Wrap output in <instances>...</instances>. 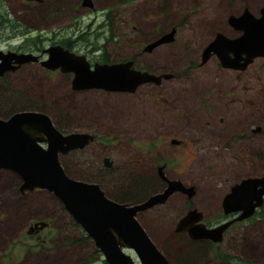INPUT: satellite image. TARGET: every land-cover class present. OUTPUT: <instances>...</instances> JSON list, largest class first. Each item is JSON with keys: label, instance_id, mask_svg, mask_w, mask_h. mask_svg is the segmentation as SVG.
<instances>
[{"label": "rangeland", "instance_id": "rangeland-1", "mask_svg": "<svg viewBox=\"0 0 264 264\" xmlns=\"http://www.w3.org/2000/svg\"><path fill=\"white\" fill-rule=\"evenodd\" d=\"M90 2L91 7L81 6V0L26 4L23 22L32 25L30 35H46L51 42L66 36L69 50L89 63L103 55L108 62L131 60L136 69L172 77L141 84L132 93L72 91L69 74L31 69L22 82L3 86L0 81V118L25 106L45 112L65 132L95 135L88 146L59 159L68 177L96 183L112 200L135 197L124 202L130 204L161 191L159 169L165 178L192 187L190 197L176 191L136 214L170 264H264V197L255 213L230 224L218 243H191L173 232L177 219L192 208L206 226L223 221L220 201L229 187L264 175L262 59L239 73L219 68L214 57L200 64L201 50L215 32L238 33L226 17L243 8L257 15L264 0ZM170 29L171 42L142 50ZM104 156L112 161L109 169L101 165ZM19 182L14 173L0 170V264H101L92 240L56 198L38 189L20 193ZM39 221L43 228L28 230Z\"/></svg>", "mask_w": 264, "mask_h": 264}, {"label": "water", "instance_id": "water-1", "mask_svg": "<svg viewBox=\"0 0 264 264\" xmlns=\"http://www.w3.org/2000/svg\"><path fill=\"white\" fill-rule=\"evenodd\" d=\"M38 1V0H35ZM82 6L90 7V0H82ZM226 23L239 34L229 37L215 32L213 38L200 53V64L214 55L222 68L243 70L253 59L261 58L264 63V4L258 14L253 15L243 8L238 15L229 14ZM174 30L159 35L148 42L144 52L169 43ZM46 59L41 62L49 70L58 68L70 74L69 87L72 91L99 89L107 92L132 93L141 84L158 85L161 79L172 74H152L136 69L131 60L97 63L92 65L84 55L74 53L59 45L44 49ZM1 61L15 60L17 63L35 61L31 54L0 52ZM3 69L0 63V73ZM259 127H254L253 132ZM94 136L80 132H61L55 128L49 116L43 112L19 110L5 119L0 118V170H7L19 178L17 190H44L51 193L64 210L92 240L106 264H169L157 249L144 228L136 219L138 212L161 204L173 192L193 194V188L184 187L177 180L165 178L159 169L165 187L134 203L114 201L96 183H88L68 177L59 161V156L75 149H82ZM170 143H177L171 140ZM102 164L110 166L108 158ZM264 175L244 177L233 183L222 196V214H237L234 218L214 226L201 222L202 214L192 208L180 217L174 231H185L191 240H208L218 243L223 232L234 221H241L253 215L263 203ZM36 229L45 226L43 222L33 223ZM32 226L28 227L31 230ZM27 230V232H28ZM29 233V232H28ZM131 251L134 258L130 253Z\"/></svg>", "mask_w": 264, "mask_h": 264}, {"label": "flooded vegetation", "instance_id": "flooded-vegetation-1", "mask_svg": "<svg viewBox=\"0 0 264 264\" xmlns=\"http://www.w3.org/2000/svg\"><path fill=\"white\" fill-rule=\"evenodd\" d=\"M9 1L14 2V5H9ZM81 2H82V0H81ZM30 3L37 4V5L40 4L41 5L43 3V0H38V1H35V0H0V11H1L0 12V44L4 43V42H7V44H8L5 48L0 49V52H2L3 54H6L7 52H11V53H15V54H21V53H23V54H31V55L36 56V58H37L35 61H26V62H21V63H17L13 59L9 60V61L5 60L4 62L0 60V63H2V67H3V69L1 68L2 70H1V73H0V81H3L2 84H1L3 86H5L4 83L14 84V81L22 82L23 80H22L21 77L24 76L26 73H29V71L31 72L32 71L31 69L41 68V69H43L44 72H49V73H54V74L60 73L62 75L68 74V73H63V72L59 71L58 68H56L54 70H49L45 66H43L41 64V62L46 59V53L44 52L45 48H47L49 46H52V45H59L62 48L67 49L66 47L63 46V44H65V42L67 43L68 41L69 42H72V41L69 40L64 35H63V37H61L62 40H63L61 43H58L59 41H57V40L55 42H51V40H49V37H47L46 35H41V34L40 35H30V33H28V32L33 30L32 25L30 23H28V22H23L25 20L24 16L28 15V13H26V14L24 13V10L28 9L26 4H30ZM3 9H5V12H3ZM20 23L21 24H26L27 27L26 26H21ZM238 34H239V31L234 36H237ZM234 36H232V37H234ZM15 37H17V38L20 37L19 41L17 43L11 44L9 40L14 39ZM47 40L50 41L48 44L46 43ZM76 40H74V42ZM210 57H214L217 60V58L214 55H211ZM94 62H97V63H109L108 61L100 62V60H94V61H92V63H89V64L92 65ZM119 62H121V61H119ZM206 62H207V60L203 64H205ZM251 62L249 64H247V66L243 70H233V69H229V68H222L219 65V62L217 60L219 68H221L223 70L233 71V72H236V73H239V72H242V71H246V68L251 64ZM203 64H201V65H203ZM81 91H84V90H81ZM21 110H31V109H21ZM15 111H19V110H15ZM15 111L14 110L10 111L7 116H9L11 113H13ZM40 112H42V111H40ZM43 113H45V112H43ZM51 121H52V119H51ZM52 123H53L54 126L56 125L53 121H52ZM55 128L58 129L56 126H55ZM59 131H61V130H59ZM61 132H65V131H61ZM93 136H94L93 140L91 142H89L86 146H88L90 143H92L96 139V136L95 135H93ZM86 146H84L83 148H85ZM63 155H65V154H63ZM60 156H62V155H60ZM104 158H106V156L102 157L101 161H100L102 167H104L106 169L111 168L112 161L108 157L107 158H108V161H110V166L105 167L102 164V161H103ZM157 173H158L157 176L159 175L158 177H160L159 171ZM160 179H161V177H160ZM161 181H162L161 183L163 184V187L161 188V190H162L164 188V186H165V182L162 179H161ZM236 215L237 214L224 215V216H227V218H225L223 221L232 219ZM182 216H180V217H182ZM218 223H220V222H217L216 224H218ZM214 224H211L209 226H214ZM31 226H32L33 230H37L36 229L37 226L34 227L33 224ZM30 229H31V227H30ZM173 232L174 233H183V234H185V238L188 241H190L191 243H193V242H198V243L207 242V243H209L210 242L208 240H191V239H189L187 237L185 231L175 232L174 228H173ZM210 244H211V242H210Z\"/></svg>", "mask_w": 264, "mask_h": 264}, {"label": "trees", "instance_id": "trees-1", "mask_svg": "<svg viewBox=\"0 0 264 264\" xmlns=\"http://www.w3.org/2000/svg\"><path fill=\"white\" fill-rule=\"evenodd\" d=\"M63 41V40H62ZM62 41H60L59 43H61ZM65 42V41H64ZM69 44H71L69 41L66 43L65 42V44H63V46L64 47H66L67 49H70V45ZM105 61H107L106 60V58L102 55L101 57H100V62H105ZM23 108H26L25 106H23L22 107V109ZM26 109H33V108H26ZM41 111V110H40ZM56 124V123H55ZM59 130H61V131H65L63 128H61L60 126H57V125H55ZM59 161H60V159H59ZM61 163V162H60ZM62 165V164H61ZM63 167V166H62ZM63 170H64V168H63ZM142 182H143V180H141ZM142 185V184H141ZM154 188H155V186H153L152 188H148V189H146V190H144L145 192V196L147 195V194H149V193H151L153 190H154ZM135 197H131V196H127V197H124V198H121V199H118V200H116V201H118V202H121V203H123V202H126V201H131V202H133V201H135V200H133ZM255 213V212H254ZM227 257H225V259H226ZM224 258H222V260H225ZM230 259V258H229ZM227 260V259H226ZM77 264H89L88 262H86V261H79ZM101 264H105V262L102 260V262H101ZM234 264H236V263H234Z\"/></svg>", "mask_w": 264, "mask_h": 264}]
</instances>
